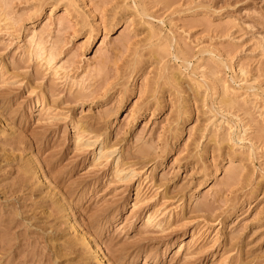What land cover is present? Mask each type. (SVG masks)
Segmentation results:
<instances>
[{"label": "rangeland", "instance_id": "374dc122", "mask_svg": "<svg viewBox=\"0 0 264 264\" xmlns=\"http://www.w3.org/2000/svg\"><path fill=\"white\" fill-rule=\"evenodd\" d=\"M0 264H264V0H0Z\"/></svg>", "mask_w": 264, "mask_h": 264}, {"label": "bare ground", "instance_id": "6f19581e", "mask_svg": "<svg viewBox=\"0 0 264 264\" xmlns=\"http://www.w3.org/2000/svg\"><path fill=\"white\" fill-rule=\"evenodd\" d=\"M36 16H37V20H39V19L42 18V17H41V14H37ZM122 25H123V24H122V21H119V23H118V27H121ZM137 74H138V73H137ZM137 74H136V76H138ZM29 177H30V176H29V172H26V173L23 174L22 178H20V179L23 180V181L21 180V181L23 182V184H24V183H29V180H28ZM27 181H28V182H27ZM23 184H22V185H23ZM28 185H29V184H28ZM24 186H25V184H24ZM25 187H26V186H25ZM167 246H168V245H167ZM93 250H94V247H93ZM166 250H167V248H166Z\"/></svg>", "mask_w": 264, "mask_h": 264}]
</instances>
